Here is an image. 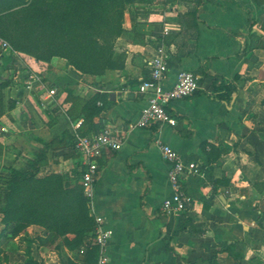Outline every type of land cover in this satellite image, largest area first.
Here are the masks:
<instances>
[{
	"label": "crops",
	"instance_id": "obj_1",
	"mask_svg": "<svg viewBox=\"0 0 264 264\" xmlns=\"http://www.w3.org/2000/svg\"><path fill=\"white\" fill-rule=\"evenodd\" d=\"M183 2L190 12L175 14L172 29L165 21L155 32L154 21L145 18L138 30L120 36L116 46L125 54L123 66L101 75L82 73L65 62L51 65L1 54L0 84L9 83L0 85V172L5 174L6 166L24 167L46 148L41 169L68 173L74 181L72 133L83 121L86 100L106 95L104 109L80 128L93 131L109 124L123 135L119 150L99 158L94 196L86 201L94 220L101 216L112 231L105 246L110 262L264 264V0ZM124 27L132 29L128 14ZM162 44L167 49L162 86L171 87L186 69L197 75L199 88L169 102L175 124L132 126L146 104L137 85L148 75L147 60ZM9 59L20 80H11L4 69ZM25 63L30 73L40 72L47 88L56 89L53 99L42 101L36 81L22 74ZM159 142L197 164L196 173L181 179L189 200L178 213L161 209L172 189ZM13 225L4 223L0 213L3 251L6 236L25 234L29 255L39 264H88L86 246L68 244L72 234L53 236L31 223L12 235Z\"/></svg>",
	"mask_w": 264,
	"mask_h": 264
},
{
	"label": "trees",
	"instance_id": "obj_2",
	"mask_svg": "<svg viewBox=\"0 0 264 264\" xmlns=\"http://www.w3.org/2000/svg\"><path fill=\"white\" fill-rule=\"evenodd\" d=\"M18 1L20 5L26 4L19 9L22 14L20 18L12 21L13 27L19 31L12 35L6 32L9 26L0 29V36L6 34L17 50L33 54L43 61H48L52 55H59L75 69L91 75H101L107 69L123 66L125 54L121 57L116 53L115 39L125 30L122 26L125 4L140 0H98L100 7L96 9L86 8L81 0L78 3L68 0L66 4L63 0ZM61 3L59 11L51 16V6ZM36 27L50 31L52 35L54 44L49 46L48 54H38L36 46H33ZM24 39L28 41L26 44L23 43ZM59 42L67 44L68 48L55 47V43ZM74 53H79V58L73 57ZM8 83L5 80L0 85L3 87ZM226 88L228 91L231 89ZM98 101L100 104H97ZM106 101V95H91L83 105V121L91 124L93 117L104 109ZM46 152V148H42L33 160L26 161L24 167L6 166V173L0 172L4 199L0 208L2 221L14 224L12 235L31 223L43 226L53 236L72 234L73 238L68 244L71 247L85 245V261L94 262L99 249L97 244L91 243L95 220L89 214L82 189L67 173L48 172L37 176L45 164ZM21 264L39 263L32 259L28 251L27 259Z\"/></svg>",
	"mask_w": 264,
	"mask_h": 264
},
{
	"label": "built area",
	"instance_id": "obj_3",
	"mask_svg": "<svg viewBox=\"0 0 264 264\" xmlns=\"http://www.w3.org/2000/svg\"><path fill=\"white\" fill-rule=\"evenodd\" d=\"M168 28L164 27V33ZM0 47L9 48V43L0 36ZM148 75L143 77L137 85V90L146 95V104L140 110L137 120L132 126L150 127L155 124H175L176 120L167 110L169 102L193 95L199 88L198 77L191 70L178 72L176 81L169 88L162 86V80L167 71V49L160 45L151 58L147 60ZM29 79L36 81L38 91H41L43 100H51L56 94L54 87L47 88L36 74L29 73ZM40 95V98H41ZM100 104V101L97 102ZM83 121L79 120L73 131L72 151L75 154L77 182L85 200L90 203L94 196V182L99 171V158L105 153L117 151L123 144V135L109 124H103L93 131L80 128ZM160 153L168 165V180L172 189L170 196L161 204L165 212H181L186 209L188 196L183 188L182 177L187 173H196L197 164L186 162L180 154L166 143L159 142ZM73 160V161H74ZM112 234L111 229L104 226L101 216L95 217V233L93 243L98 245V258L88 264H112L105 253L107 240Z\"/></svg>",
	"mask_w": 264,
	"mask_h": 264
},
{
	"label": "rangeland",
	"instance_id": "obj_4",
	"mask_svg": "<svg viewBox=\"0 0 264 264\" xmlns=\"http://www.w3.org/2000/svg\"><path fill=\"white\" fill-rule=\"evenodd\" d=\"M23 1L28 3V2H31L32 0H21V2ZM51 1L54 2L58 0H51ZM73 1L78 3L80 0H73ZM81 1H84L83 6H86V8L88 9L89 8L96 9V7L97 8L100 7V3L98 2V0H81ZM183 1L184 0H148L144 4H141V5H137L133 2L125 4L123 18H122V26L125 30H124L123 35L121 36L126 37L132 33L133 29L138 30L139 28H137V26H139V24H142V22H144L143 19L145 18L152 19L154 21L155 23L154 31L155 32L157 31L159 32L162 29L165 21L171 25L170 28L172 29L173 24L177 22L175 21V19H173L175 14L180 15V14H185L187 12H190L189 6L188 5L184 6V4H182L184 3ZM68 2H69L68 0H63V3L65 4ZM18 3H19L18 0H10V1L6 0L4 2H0V29H5L6 26H9V28L6 29V32L8 34H12V35L17 34V32L19 31V29L17 30L15 29V27H13L12 21L16 18L17 19L20 18L22 14L19 12V9L25 7L26 4L20 5ZM61 7H62V3L56 6H51L50 13L52 14L50 15L53 16V14L57 13L59 11L58 9ZM94 11L95 10H93L92 12ZM127 14L129 15V21H130V24L132 25V29L130 31H128L124 27ZM165 16H167V18ZM34 31H35L34 32L35 42L33 43V46L34 47L36 46L37 53L38 54H48V52L50 51L49 46L54 44L50 31H43L42 28L40 27H36ZM2 36L5 40L8 41L10 47L5 50L0 47V55L4 53L9 58L15 57L16 60H23V61H26V60L33 61L34 60V61H39V62H48L51 65H57L58 62H65V64H67V60L64 57H61L59 55H52L48 61H43L41 59H38L33 54H28L21 50H17L15 46L11 44V41H9L6 34L3 33ZM118 38L115 39V44H114L115 50H116V53L122 57L124 52L119 50L118 47L116 46V41ZM66 40H69V39L66 38ZM27 42L28 41L24 39L23 43L26 44ZM55 47H59V49L68 48L67 44L65 43L61 44L60 42L58 44L55 43ZM72 56L75 58H79V53H74ZM13 60L14 59H9L10 63L6 67L4 66L5 67L4 69L9 70L8 74L11 80L15 78L17 80H20V77L17 74L19 69H17V67L14 65L15 63H13L14 62ZM20 66H21L20 69L23 71L22 74L24 76L25 75L27 76L30 73L29 72L30 68L26 65V63ZM0 68H1V65H0ZM36 72L38 76H41L39 71H36ZM71 139H73V137ZM11 150H15V148ZM68 154L70 155V152ZM1 172H4V171L2 170ZM48 172L49 171L42 170L40 173L37 174V176H43L44 174ZM70 172L71 174H74V176H76L75 171L73 169H70ZM1 182L2 181L0 180V184ZM0 189H1V185H0ZM89 214H90V209H89ZM6 238L9 239V241L4 251L3 249L0 248V264H21L23 263L24 261L22 260H25L27 258L28 251H30V246L28 243L30 240L29 237H26V235L24 234L16 239L15 238L10 239L8 236H6ZM1 252L3 253L1 254Z\"/></svg>",
	"mask_w": 264,
	"mask_h": 264
}]
</instances>
